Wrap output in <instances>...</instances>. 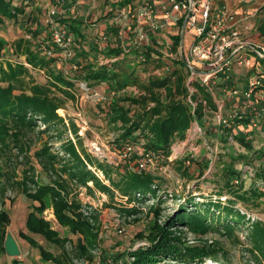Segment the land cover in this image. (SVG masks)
Instances as JSON below:
<instances>
[{
    "label": "rangeland",
    "instance_id": "374dc122",
    "mask_svg": "<svg viewBox=\"0 0 264 264\" xmlns=\"http://www.w3.org/2000/svg\"><path fill=\"white\" fill-rule=\"evenodd\" d=\"M21 1L26 4L25 7L23 6L25 14L18 15L17 18L6 17L4 22L0 23V40L5 44L0 57V81H2L3 69L7 70L8 62L14 65L25 64L30 70V76L21 77L25 80V86L24 83L21 85L18 81H12L17 85L15 92L19 93L24 87L29 91L34 82L48 86L51 88L50 96L60 106L57 112L63 120L50 127L37 118L32 126L20 131L18 137L12 134L19 129L11 126L8 135L4 136L5 143L0 141V212L9 213L7 236H12L20 249L18 256L1 252L0 264H12L15 257L21 258L23 264H56L47 260L41 254L40 248L31 245L24 238L23 233L36 240L46 251L61 256L60 258L67 264H116L117 261L111 257L113 254L149 245L155 223L164 224L184 205L189 209L195 205L205 207L210 201L220 202L221 206L214 207L207 213L208 221L217 220L220 216V219H227L229 222L230 218L226 217V209L223 206L240 211L246 219L240 223H233L232 231H228L224 226L211 228L206 233L196 231L187 225H178L172 229H176L175 232L181 234L183 242L188 246H212L215 255L206 257L202 264H264V243L256 241L253 235L256 224L264 226V196L256 202L249 192L252 186L263 185L261 178H256L263 162L255 158L264 150V136L253 135L245 128V124H250L252 128L254 127L252 131L256 130L263 122L264 115L257 114L255 109L242 106V110L239 111H248V118L236 119L233 125L228 126L221 116L228 117L233 114L231 110L233 108L225 104L219 108V104L224 100L242 101L243 98H233L217 89L211 90L213 91V95L210 94L211 100L205 98L206 94H209L205 88L194 94L189 90L186 95L183 92L177 96L178 99L193 106L194 109L197 106L204 108L203 124L199 120H194L192 123L195 126L194 123L198 121L202 125V131L191 127L185 139L174 142L169 154L157 153L159 156L156 154L157 157H154L143 169L153 177L152 188L156 189L157 194L150 192L144 199L138 192L127 195L122 190L126 184L125 172H131L132 168L136 167L137 161L144 157L143 153H146V149L143 146L133 145L130 151L127 147L128 143L131 144L130 141L122 145L120 141L122 132L118 128L119 125L114 123L110 106L112 105L110 95H114L115 92H109L107 85L89 86L83 80H73L72 87L53 83L54 77L51 73L60 72L73 78L78 68H75L74 64H77L76 60L79 59V42L76 41L77 43L71 45L73 54L70 58L58 59L48 70L31 66L17 53L15 43L22 38L32 40L33 47L35 49L37 47L43 54L42 50L52 44V31L65 25L59 22V19L67 18L82 23L87 39L86 49L92 44V40H95L93 41L95 43L108 41L106 52L110 48H117L118 44H122V40L114 30L108 34L101 31L102 24L104 21L107 23L109 19L112 20L113 17L116 18L118 10L125 6L131 11H128L129 14H133L140 6L139 2L133 0L123 7L118 6L119 8L113 4L116 0H15L14 3L18 5ZM109 12H113L114 16L108 18L106 14ZM74 15H77V20ZM259 16L264 17V6ZM126 20L123 18L118 22L124 24ZM34 31L39 32L38 38H32ZM189 36L190 34L187 33V40ZM73 37L75 40L74 34ZM153 41L157 43L154 38ZM105 52L106 57L103 53L97 56L92 53L91 58L95 59L97 65L109 64L112 61L109 53ZM156 53L155 55L151 53L149 62L147 60L145 64L133 53L124 56L121 60H124L123 66L129 71L124 70L130 74V70L144 66L143 76L146 79L161 78L154 74V70L167 62L160 57L161 53ZM158 61L162 62L158 64ZM145 82L137 79L129 83L130 85L121 93L130 97L138 96L144 93ZM1 83L4 86L8 85V81ZM59 86L63 89H59ZM160 92L163 98L167 99L166 90L161 89ZM122 104L129 103L126 101ZM140 107H134L132 114L141 111ZM257 109H261L264 114V106H258ZM255 119L260 122L258 127L253 125ZM240 132L246 134V138L240 135ZM227 134L228 141L224 139ZM188 135L189 142L186 141ZM239 137L251 143L253 150L243 144ZM70 140L83 157H89L94 162V165L88 164L89 168L109 186L110 191L101 190L92 180L87 183L77 181L61 170L63 159L69 158L65 150ZM45 147L59 155L62 161H55L54 166L51 165L42 152ZM194 147H198L197 155L205 162L200 167L195 164ZM188 159H191V162H188ZM231 160H236L234 166L239 171L240 183L233 182L229 186L227 182L229 176L225 173V166L227 164L232 166ZM200 171H203V174H199ZM30 178H34L37 183L65 184V195L69 200L82 205L80 210L91 223L93 230L89 239L60 224L51 195L45 197L47 208L40 216L50 222L61 238L66 240L65 243H53L28 228V216L34 207L40 204L39 200L27 193L34 192L36 188L33 182L23 181ZM24 186L30 191H26ZM235 191L241 195L248 192L249 199L238 197ZM156 209L159 211L156 212ZM133 259L128 256L126 260ZM166 261L178 264L176 260L170 258H166Z\"/></svg>",
    "mask_w": 264,
    "mask_h": 264
},
{
    "label": "trees",
    "instance_id": "16d2710c",
    "mask_svg": "<svg viewBox=\"0 0 264 264\" xmlns=\"http://www.w3.org/2000/svg\"><path fill=\"white\" fill-rule=\"evenodd\" d=\"M15 0H0V23L4 22V18H17V16L25 14V2L21 1L16 5ZM27 1V0H26ZM133 0H116L114 5L119 8L123 7ZM117 3V4H116ZM107 17L114 16L113 12L106 14ZM59 22L65 24L62 28L68 34H74L76 36L75 42H79V61L78 68L73 78H69L66 75L58 72L51 73L54 85H68L72 87L74 85L73 80H83L89 86L104 84L107 85L109 92H115L114 95H110L113 112L114 123L119 125L118 128L122 132L120 141L122 145L130 141L133 145L143 146L146 150L157 152L159 154H169L174 142L178 139H185L188 130L192 127L194 120H199L203 124L204 108L203 106H197L195 109L193 106L187 105L183 100L178 99L177 96L183 92L185 95L188 91L187 76L190 71L185 67L182 60H176L172 64V72L167 74L163 78L149 77L146 79L144 75V66H139L130 70L128 74V68H124V60H117L116 62H110L109 64L97 65L94 60H91L92 53L99 55L105 52L103 45L108 41H101L92 43L89 48L86 49L85 41L86 33L83 30L82 23H76L73 20H67V18H60ZM183 24V21L181 22ZM117 33V28L113 29ZM38 31L32 32V38H38L40 35ZM180 36H177L176 41L179 43ZM106 42V43H104ZM77 43V42H76ZM16 51L20 56H24L26 61L33 67H39L49 69L58 58H49L43 55L39 50L33 47L32 40L28 41L24 38L19 39L15 43ZM103 44V45H102ZM5 48V44L0 40V57ZM59 52L60 49H57ZM148 62L150 60L151 49L148 48ZM105 53L111 57L119 56L121 54V48H110ZM41 54V55H40ZM43 55V56H42ZM106 55V54H105ZM162 61H158L160 64ZM145 64V63H144ZM7 70L2 71V81H8V85L4 86L0 81V141L5 143V135H8L11 126H15L19 130L12 135L18 137L20 131H24V128L30 127L34 124L35 119H41L43 123L51 127L52 124H58L63 118L58 114L57 110L60 108L58 104L52 99L49 92L51 88L46 85L35 84L30 87L29 91L21 89L19 93H16L17 85L12 81H18L21 85L25 86V80L21 77L30 76L29 68L23 64L7 63ZM127 69L128 71H125ZM137 79L146 84L143 86L144 93L130 97L122 94L121 91L125 89L129 83L135 82ZM59 89L63 87L59 86ZM161 89L166 90V98H163ZM111 94V93H110ZM122 94V95H121ZM208 99L210 93L206 94ZM129 104H122L126 102ZM142 109L137 113L132 114L134 107ZM13 124V125H10ZM227 131V130H225ZM231 134V131H230ZM224 135V134H223ZM226 137V138H225ZM224 139L229 140L228 134ZM243 144H245L250 150H253L251 143H247L243 137H239ZM42 152L46 156L51 165L54 166L55 161H62L59 155L51 152L48 148H43ZM68 153L69 158L63 159L64 163L61 166V170L67 173L70 177L77 181L87 183L89 180L95 182V184L104 191H110L109 186L103 183L98 176L89 168L88 164L94 165V162L89 157H83L76 149L73 141L70 140L68 148L65 150ZM255 160H261L263 162L262 167L259 169L256 178H261L263 185H254L249 190L250 196L254 197L255 201L264 196V150L260 151ZM232 166L227 164L225 166V173L229 176L227 182L231 186L235 177L239 175V171L235 169L236 160H231ZM205 163L200 158H195V164L200 167ZM199 174H203L200 171ZM126 184L122 188L127 195H133L136 192L140 193L143 197H147L148 193L157 194L156 189L152 188L154 183L153 177L147 174L143 170L137 167H133L131 172H125ZM29 177V176H27ZM24 182H33L36 185L34 192H31L27 186L26 191L28 195L40 201V204L34 207V210L29 214L27 219L28 228L37 234H41L49 241L57 244H64L65 239L61 238L58 231L55 230L49 221L40 216L46 208L45 197L51 195L54 199V208L58 221L61 225L69 227L73 232H79L84 235L86 239L92 234L93 228L91 223L83 212H81L82 205L78 202L71 201L65 195L66 186L61 182L55 184L49 183H37L34 178L23 180ZM234 187H231L233 189ZM238 197L247 200L248 192L244 195L239 192H234ZM220 202L210 201L205 207L198 205L193 208H186L184 205L175 214L167 219L164 224L155 223L153 226L152 236L150 237L149 245L137 248L135 250H124L113 254L111 257L116 260V264H173L166 261V258L176 260L178 264H202L206 257L214 256L215 250L212 246L206 245H186L181 237V234H177L176 229L178 225H187L196 231L206 233L211 228L218 226H224L228 231H232L233 223H240L246 219L240 211L233 210L232 208L223 206L226 217H229V222L219 219L208 221L207 213L212 211L214 207H220ZM159 210L156 209V212ZM207 215V216H206ZM226 221V223H225ZM10 222V216L7 211L0 212V253L6 252L5 241L7 237V225ZM232 223V224H231ZM217 225V226H214ZM235 225V224H234ZM94 227V226H93ZM24 238L31 244L41 250V254L47 259L55 262L56 264H67L64 262L61 256H56L42 247L36 240L27 235L22 234ZM254 239L264 243V226L256 224L253 231ZM86 248L85 245H82ZM119 255V256H118ZM129 257H133V260H126ZM122 261V262H121ZM12 264H23L21 258L15 257Z\"/></svg>",
    "mask_w": 264,
    "mask_h": 264
},
{
    "label": "built area",
    "instance_id": "2783aa9c",
    "mask_svg": "<svg viewBox=\"0 0 264 264\" xmlns=\"http://www.w3.org/2000/svg\"><path fill=\"white\" fill-rule=\"evenodd\" d=\"M137 1L140 6L133 14H129L131 11L125 7L120 10L116 18H113V20L127 19L118 33L122 40L121 54L111 58L113 62L133 53L139 57V61L146 63L149 48L153 50L151 52L153 55L157 54L156 52L161 53L160 57L167 62L156 68L154 74L163 78L172 72V64L176 60H182L190 71L187 86L191 94L199 92L201 88H205L211 95H213L212 89L222 90L233 98H243L240 106L255 109L257 114L264 115L261 109H257L258 106H264V73L257 71L250 75L244 86H238L233 81L236 66L258 69L264 59V44L254 42L247 35L250 26L246 24L248 19L246 12L234 11L216 0ZM250 1L255 0H241V2ZM186 18L182 43V27ZM187 33L190 34L189 40ZM177 36L181 37L179 43L176 41ZM74 42L72 34L57 27L52 31V44L42 51L49 58H70L73 54L71 45ZM57 49L60 51L58 52ZM182 53L185 60L182 58ZM74 66L78 67L77 64ZM222 106L224 102L219 104V108ZM232 112L233 114L228 117L221 116L228 126L233 125L236 119H246L249 115L246 110L234 109ZM259 123L255 119L253 125L258 127ZM194 124L196 125H192V128L202 131V125L198 121ZM186 141H190L189 135ZM127 147L131 151L134 146L128 143ZM194 149L196 151L194 158H199L198 147ZM145 152L144 157L135 165L140 170L159 154L149 150ZM188 162H191V159H188ZM233 182L240 183L239 176L235 177Z\"/></svg>",
    "mask_w": 264,
    "mask_h": 264
},
{
    "label": "crops",
    "instance_id": "0c3cea01",
    "mask_svg": "<svg viewBox=\"0 0 264 264\" xmlns=\"http://www.w3.org/2000/svg\"><path fill=\"white\" fill-rule=\"evenodd\" d=\"M219 3L226 4L230 9H232L234 11L246 12L248 14V19L246 21V24H248L250 26V29L247 31L248 37H250L254 42H256L258 44H264V29H263L264 28V17L260 18V16H259V14L262 11V7L264 6V0H255V1H250V2H241V0H223V1H219ZM125 7H128V6H125ZM120 10L121 9L118 10V12L116 13L117 14L116 16H118ZM73 17L75 18V20L78 19L77 15H74ZM108 18H110V17H108ZM113 18H112V20L109 19V21L107 23L104 21V23L102 24V28L100 30L105 31L108 34V32H111L113 29L117 28V34H118L120 31V27H121L122 23L118 22L120 19L113 20ZM106 20H108V19H106ZM102 33H104V32H102ZM106 37L107 36H105V38ZM93 41H95V40H92V43H95ZM104 43H106V42H104ZM108 45H109V43L108 44L106 43L104 45V48L106 49L108 47ZM117 47H120V45L118 44ZM4 55H5V53H4ZM103 55L105 56L104 53H103ZM22 57H24V56H22ZM115 57H117V56H115ZM91 60H94V59L91 58ZM76 61L78 62L79 60H76ZM116 61L117 60H115L114 62H116ZM111 62H113V61H111ZM101 63H103V62H101ZM77 65H78V63H77ZM257 71L264 73V59H262L261 65L258 69L257 68H247V67L236 66L235 71H234L235 78L233 81L238 86H244L247 83L249 76L256 73ZM221 93H222V90H221ZM219 98L222 99L220 96H219ZM222 100H224V99H222ZM240 102H241V100H239V101H237V100H235V101L224 100V104L227 107L231 106L233 108L231 110H234V108H236L235 110H242V106H240ZM245 128H246V131L248 130L249 133H252L253 135L261 134L264 136V120L259 125V127L254 131H252L254 129V127L252 128V126L250 124H245ZM240 135H242L244 138H246V136H247L246 134L244 135L243 132H240Z\"/></svg>",
    "mask_w": 264,
    "mask_h": 264
},
{
    "label": "water",
    "instance_id": "95a60500",
    "mask_svg": "<svg viewBox=\"0 0 264 264\" xmlns=\"http://www.w3.org/2000/svg\"><path fill=\"white\" fill-rule=\"evenodd\" d=\"M186 23H187V18L185 19L183 27H182V35H181L182 36V43L184 40V32L186 29ZM182 58H183V60H185L183 53H182ZM195 72H197V71L195 70ZM5 248H6V252H8L9 255H11V256H18L20 254L19 245L12 236L6 237Z\"/></svg>",
    "mask_w": 264,
    "mask_h": 264
}]
</instances>
